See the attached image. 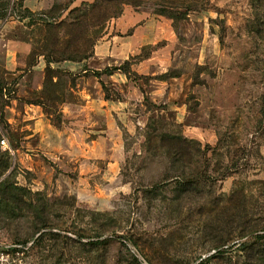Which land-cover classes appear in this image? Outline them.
<instances>
[{"label": "rangeland", "instance_id": "374dc122", "mask_svg": "<svg viewBox=\"0 0 264 264\" xmlns=\"http://www.w3.org/2000/svg\"><path fill=\"white\" fill-rule=\"evenodd\" d=\"M25 2L0 0L15 264H264V0Z\"/></svg>", "mask_w": 264, "mask_h": 264}, {"label": "built area", "instance_id": "2783aa9c", "mask_svg": "<svg viewBox=\"0 0 264 264\" xmlns=\"http://www.w3.org/2000/svg\"><path fill=\"white\" fill-rule=\"evenodd\" d=\"M17 249V246H6L0 242V264H15L14 254H19Z\"/></svg>", "mask_w": 264, "mask_h": 264}, {"label": "crops", "instance_id": "0c3cea01", "mask_svg": "<svg viewBox=\"0 0 264 264\" xmlns=\"http://www.w3.org/2000/svg\"><path fill=\"white\" fill-rule=\"evenodd\" d=\"M44 2L45 0H26L25 4L26 7L30 8L31 10H43L44 9ZM17 54V53H15Z\"/></svg>", "mask_w": 264, "mask_h": 264}]
</instances>
